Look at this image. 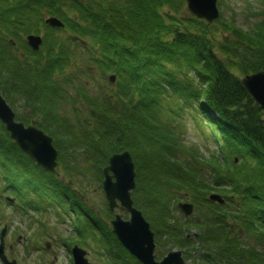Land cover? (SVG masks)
Masks as SVG:
<instances>
[{"label":"trees","instance_id":"16d2710c","mask_svg":"<svg viewBox=\"0 0 264 264\" xmlns=\"http://www.w3.org/2000/svg\"><path fill=\"white\" fill-rule=\"evenodd\" d=\"M47 15L64 27L48 26ZM257 15L246 30L222 14L211 24L199 19L185 0H0L3 94L42 114L61 165V177L45 171L0 121L3 191L14 205H61V213H72L74 242L93 249L102 264H141L76 182L81 175L100 182L109 157L129 150L132 197L156 233L157 254L175 245L186 258L198 251L202 264H264V109L240 78L264 70V8ZM41 28L50 33L34 51L25 36ZM60 30L65 40L56 36ZM95 73L105 81L95 78L98 90L90 84ZM169 101L174 114L194 112L201 131L218 142L209 156L175 132L164 109ZM76 155L91 169L75 167ZM212 191L226 202L209 200ZM186 196L194 219L175 212ZM104 214L114 216L109 208Z\"/></svg>","mask_w":264,"mask_h":264},{"label":"water","instance_id":"95a60500","mask_svg":"<svg viewBox=\"0 0 264 264\" xmlns=\"http://www.w3.org/2000/svg\"><path fill=\"white\" fill-rule=\"evenodd\" d=\"M187 6L192 14L209 23L214 22L220 16L217 0H187ZM46 23L51 26H63V22L55 16L46 18ZM27 39L35 50L40 48L42 43L40 35L30 34ZM109 79L114 82L115 75H110ZM241 81L264 109V70L248 73L242 77ZM0 119L22 150L45 170L58 173L56 169L58 152L53 146L52 137L35 125L25 126L24 123L17 122L15 113L2 96L1 91ZM103 173L102 185L109 208L115 210L120 207L130 214L129 219H124L121 214L117 213L111 221L113 232L121 244L142 264H188L180 249L168 252L160 261L155 258L154 232L142 211L134 205L131 197V191L136 186L135 163L131 153L125 150L111 155L108 165L103 168ZM209 198L219 203L225 202V199L218 193H211ZM178 207L186 216L192 214L194 209L193 203L184 201L179 202ZM6 229L5 226L0 234V259L6 264H15L16 261H9L4 252ZM71 253L74 264H90L88 251L80 245L75 244Z\"/></svg>","mask_w":264,"mask_h":264},{"label":"rangeland","instance_id":"374dc122","mask_svg":"<svg viewBox=\"0 0 264 264\" xmlns=\"http://www.w3.org/2000/svg\"><path fill=\"white\" fill-rule=\"evenodd\" d=\"M221 14L224 16L226 20L234 21L238 26L243 29H250L254 22L258 19L257 13L261 12L264 8V4L261 0H223V3L219 4ZM45 31L43 28L40 30V33ZM61 36H63V40L67 34L65 32H61ZM78 52H80L78 50ZM94 80H91L92 87L95 86L94 89H99L98 84L95 83V78L99 82V84H104V80H102L99 74L94 75L92 77ZM94 82V83H93ZM164 106V105H163ZM14 110L18 113L21 118H27L24 114H29V118H35L31 112H29V108H25L23 106V101L21 98L16 99L14 104L12 105ZM174 107L173 103L169 101L168 109L164 107L165 111L168 113L165 115V111L163 109V115L170 119L171 124L175 127V132L181 136V138L185 141L188 146H198L199 150L209 156L213 150H216L218 147V142L215 141L208 134L201 131L199 123L200 121L194 115V112H190L189 110H179L177 114L171 112V108ZM170 112V113H169ZM80 152H77L79 154ZM74 156H72L73 158ZM76 160H73L72 163L75 167L77 165L80 167L86 166L91 169V162L86 163L83 159L82 155H76ZM77 161V162H76ZM90 164V166H89ZM61 171V166H59ZM90 173H88L89 175ZM103 180V178H102ZM102 180L99 182L97 176H89L87 179L84 178L83 175L80 176V179L77 180V186L81 190L85 191V200L88 204L96 211L102 218H104L109 224L112 218H107L104 214L108 209L105 193L102 189ZM90 181V183L88 182ZM4 179L3 175L0 174V196L3 198L0 199V231L3 228L4 224H7L10 228L8 231V235L6 237L7 243H14L15 249L17 251V257L19 259V264H42L41 257L43 258L44 264H73L72 255L70 252V248L73 244H79L83 248H85L89 252V260L91 264H102L100 259L97 257V254L90 249L88 246L78 243V241L74 242L77 239L74 234L75 226H74V216L73 214L61 213L62 216H59L57 209L55 206L48 207L45 213H41L39 215L40 221L42 220L47 225V236L44 238H39L37 241L43 246V248L39 249L40 251H32L31 247L34 245L35 238H31L32 229L30 228V223L35 222L38 224L39 222L35 221V218L31 219V215H21L16 214V212L12 209V206L8 205L6 202V195L12 196L13 194L9 193L10 190H4ZM186 197H181L179 200H185ZM3 200V201H1ZM178 200V201H179ZM115 212L121 213L124 216L128 215L127 212L120 211L117 209ZM176 214H182L181 211L177 208L175 209ZM105 215V216H103ZM183 215V214H182ZM184 216V215H183ZM197 214H193L191 216L192 219L196 218ZM155 232V231H154ZM196 232L194 228L190 230L187 234L189 237L191 233ZM25 235L27 239L25 238ZM20 237V239H19ZM156 238V233H155ZM162 242H169L167 238H163ZM49 243V247L47 245ZM172 244V243H170ZM173 245V244H172ZM97 248V246H95ZM166 247V250H163L162 255L157 254L156 247V258L161 259L164 254L172 249H182L175 245ZM193 257L187 258L189 264H202V260L199 257V252H193ZM186 258V257H185ZM1 264V263H0Z\"/></svg>","mask_w":264,"mask_h":264},{"label":"flooded vegetation","instance_id":"af4514ba","mask_svg":"<svg viewBox=\"0 0 264 264\" xmlns=\"http://www.w3.org/2000/svg\"><path fill=\"white\" fill-rule=\"evenodd\" d=\"M50 32L47 33V31H43L42 35L44 37H47L48 34ZM56 36L61 40V33L56 32ZM59 46L61 47V42L59 44ZM61 91V90H60ZM55 108L57 109V113L59 116L60 121L57 122V120L55 119L56 123L60 124L59 127L61 128V98L59 100V105L58 107L55 106ZM29 112H31V110H29ZM38 118H30L29 119V124L36 122L37 126L40 127V120L42 119V114L37 115ZM54 121V118L51 120V122ZM41 128V127H40ZM12 206V209L16 212V214H21V215H30V214H36V215H31V219L35 218L36 222H39L38 224H36L35 222H31L30 223V228L32 229V234H31V238H35L36 241H34V245H32L31 250L32 251H40L39 249L43 248V246L37 241L40 237L44 238L45 236H47L48 232H47V225L39 218V215L42 213H45L47 211V208L50 207V205H48V207L46 205H42V206H38V205H10ZM59 209H60V214L59 216H61V205H59ZM41 214V215H42ZM7 227L6 229V233H5V248H4V252L5 255L7 256L9 261H16L15 264H19V259L17 257V251L15 249V244L14 243H7L6 237H7V233L9 231V227L7 224H4L3 227ZM3 229V228H2ZM1 229V231H2ZM0 231V234H1ZM25 238L27 239L26 235ZM20 239V237H19ZM47 245V243H46ZM47 247H49V243L47 245ZM0 263L1 264H6L4 263L1 259H0ZM41 263H43V258L41 257Z\"/></svg>","mask_w":264,"mask_h":264}]
</instances>
